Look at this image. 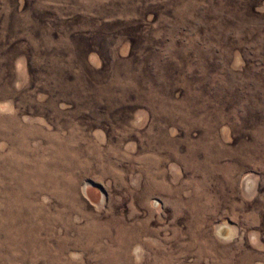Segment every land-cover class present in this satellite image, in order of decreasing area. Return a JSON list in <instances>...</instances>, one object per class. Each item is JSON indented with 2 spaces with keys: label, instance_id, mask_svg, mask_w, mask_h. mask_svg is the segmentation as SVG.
I'll list each match as a JSON object with an SVG mask.
<instances>
[{
  "label": "rangeland",
  "instance_id": "rangeland-1",
  "mask_svg": "<svg viewBox=\"0 0 264 264\" xmlns=\"http://www.w3.org/2000/svg\"><path fill=\"white\" fill-rule=\"evenodd\" d=\"M0 264H264V0H0Z\"/></svg>",
  "mask_w": 264,
  "mask_h": 264
}]
</instances>
